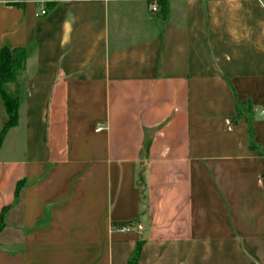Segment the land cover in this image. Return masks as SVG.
I'll return each instance as SVG.
<instances>
[{"label": "crops", "instance_id": "obj_1", "mask_svg": "<svg viewBox=\"0 0 264 264\" xmlns=\"http://www.w3.org/2000/svg\"><path fill=\"white\" fill-rule=\"evenodd\" d=\"M160 1L0 0V264H264V0Z\"/></svg>", "mask_w": 264, "mask_h": 264}, {"label": "trees", "instance_id": "obj_2", "mask_svg": "<svg viewBox=\"0 0 264 264\" xmlns=\"http://www.w3.org/2000/svg\"><path fill=\"white\" fill-rule=\"evenodd\" d=\"M163 11H166L167 4L161 0L160 1ZM28 57V50L24 47L11 49L4 46L0 51V94L2 96L4 105L9 114L8 122L3 126L0 132V146L8 133V131L17 125L18 122V110L20 106V96L10 97L4 90L6 84H16L18 82V77L25 68V61ZM19 188V187H18ZM7 208L1 214L0 217V233L4 230L5 223V213ZM119 226L125 224H117ZM143 243L139 242L137 244L136 250L129 264H137L142 251Z\"/></svg>", "mask_w": 264, "mask_h": 264}, {"label": "built area", "instance_id": "obj_3", "mask_svg": "<svg viewBox=\"0 0 264 264\" xmlns=\"http://www.w3.org/2000/svg\"><path fill=\"white\" fill-rule=\"evenodd\" d=\"M149 1H150V4H151V5H150L151 11H152L153 13L158 12L159 9H160V6H159V0H149ZM42 13L45 14L46 11L43 10ZM98 130H102V127H99Z\"/></svg>", "mask_w": 264, "mask_h": 264}, {"label": "rangeland", "instance_id": "obj_4", "mask_svg": "<svg viewBox=\"0 0 264 264\" xmlns=\"http://www.w3.org/2000/svg\"><path fill=\"white\" fill-rule=\"evenodd\" d=\"M16 89V90H15ZM14 90H11V91H9V92H7L6 90H5V88H4V90H5V92L10 96V97H16V96H18V95H20V91H18L19 89H18V87H16Z\"/></svg>", "mask_w": 264, "mask_h": 264}]
</instances>
